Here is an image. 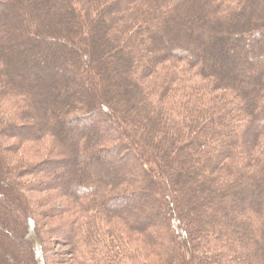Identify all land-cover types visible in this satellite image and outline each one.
<instances>
[{
  "label": "trees",
  "instance_id": "trees-1",
  "mask_svg": "<svg viewBox=\"0 0 264 264\" xmlns=\"http://www.w3.org/2000/svg\"><path fill=\"white\" fill-rule=\"evenodd\" d=\"M0 150L3 264H264V0H0Z\"/></svg>",
  "mask_w": 264,
  "mask_h": 264
},
{
  "label": "rangeland",
  "instance_id": "rangeland-1",
  "mask_svg": "<svg viewBox=\"0 0 264 264\" xmlns=\"http://www.w3.org/2000/svg\"><path fill=\"white\" fill-rule=\"evenodd\" d=\"M83 31H84L83 28L82 29L78 28L73 33L69 34L68 37L66 36L65 38H68L71 41L77 40ZM47 32L50 35L59 36V30L52 25H50V27L47 29ZM228 32H230V30ZM81 51L80 52L83 54L84 49L82 48ZM123 54L124 53H122V55ZM126 55L128 56V54H126ZM124 56H125V54H124ZM69 70L71 71L72 68ZM117 71L118 70H115L112 67H110L106 71L108 77H107L105 83H110V85L112 86V89L109 92L110 96H115L116 90H123V88H125L122 83L115 81L118 77L116 75ZM125 75H126V73H125ZM105 83L103 80L101 81V85L105 86ZM75 95L77 96V94H75ZM15 142L16 141H13L10 144L13 145V144H15ZM50 147H51V145L48 141L42 142L41 145L40 144H36V145L32 144L29 146H25L21 149V151L19 150V152H20L19 156L23 157V159H25V158L29 159V161H36V160L41 159L42 156L43 157L46 156ZM2 152L4 153V151L0 150V155ZM145 160H146V162L149 163L148 159H145ZM81 171H82L81 175L76 173V178L78 177V179L83 180L86 177V180H88V181L91 180V178H93V177L96 178V175H97L96 172H94V173L90 172V174H88V176H87V167H83ZM51 179H52V177H51ZM59 182H60V178L56 177L55 178V184H56L55 186H59V184H58ZM16 190L17 189H15V191ZM13 193H14V190H12V194ZM36 197L41 198V197H43V194H39ZM55 205H56V202L53 201L50 205L48 204V205H45L44 207H42V210L44 209L45 213H46V214H44V216H45L44 218L38 217V215L35 212V210H36L35 206H34V210L31 211V214L33 215V218L35 219V221L37 223L38 235L41 238V240H43V241L45 240L47 242V244L49 242L52 243L51 244V248H52L51 250L52 251L48 252V256L50 258H54L56 260H61L64 258L66 261H69V263H70L71 262L70 261L71 257L69 255L70 247L65 245L63 235H61V232L59 231V229L57 230V228H59V226L64 224L63 221H65L68 218V215H62L61 217H53V212L50 210L51 207H49V206H55ZM167 218H168L169 222L172 220V218L170 216H168ZM6 220H8V219H6ZM11 226L10 225H9V227L6 226V224H4V222L1 224V220H0V245L2 246V248H5V246H6L9 249H12V244L7 237L8 235L7 234H6L7 236L5 235V231H8V233L13 234L15 236L13 239L18 240L19 235L17 233H15V232H17L16 229H14V231L11 229ZM194 247L199 248V247H201V245H195ZM17 260L20 261V258L18 256H17ZM0 264H3V263L0 261ZM54 264H57V263H54ZM176 264H181V263L177 262Z\"/></svg>",
  "mask_w": 264,
  "mask_h": 264
}]
</instances>
